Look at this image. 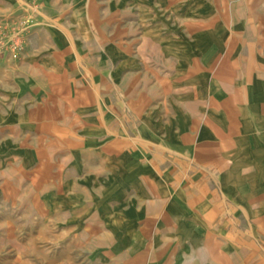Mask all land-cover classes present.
Returning a JSON list of instances; mask_svg holds the SVG:
<instances>
[{
  "label": "crops",
  "instance_id": "0c3cea01",
  "mask_svg": "<svg viewBox=\"0 0 264 264\" xmlns=\"http://www.w3.org/2000/svg\"><path fill=\"white\" fill-rule=\"evenodd\" d=\"M0 0V264H264V0Z\"/></svg>",
  "mask_w": 264,
  "mask_h": 264
},
{
  "label": "built area",
  "instance_id": "2783aa9c",
  "mask_svg": "<svg viewBox=\"0 0 264 264\" xmlns=\"http://www.w3.org/2000/svg\"><path fill=\"white\" fill-rule=\"evenodd\" d=\"M32 10L38 7L37 0L30 4ZM34 21L32 13L0 18V56L20 57L26 45L27 32Z\"/></svg>",
  "mask_w": 264,
  "mask_h": 264
},
{
  "label": "rangeland",
  "instance_id": "374dc122",
  "mask_svg": "<svg viewBox=\"0 0 264 264\" xmlns=\"http://www.w3.org/2000/svg\"><path fill=\"white\" fill-rule=\"evenodd\" d=\"M24 50V49H23ZM21 56V55H20Z\"/></svg>",
  "mask_w": 264,
  "mask_h": 264
}]
</instances>
